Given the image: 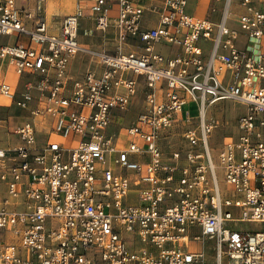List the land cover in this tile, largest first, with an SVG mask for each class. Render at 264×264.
Segmentation results:
<instances>
[{
    "label": "built area",
    "instance_id": "built-area-1",
    "mask_svg": "<svg viewBox=\"0 0 264 264\" xmlns=\"http://www.w3.org/2000/svg\"><path fill=\"white\" fill-rule=\"evenodd\" d=\"M44 1L0 0V61L24 78L0 72V96L25 112L0 146V264H204L205 239L214 264H264V0H91L100 50L77 6L50 32ZM81 51L99 72L69 74ZM224 99L242 112L215 150Z\"/></svg>",
    "mask_w": 264,
    "mask_h": 264
},
{
    "label": "rangeland",
    "instance_id": "rangeland-1",
    "mask_svg": "<svg viewBox=\"0 0 264 264\" xmlns=\"http://www.w3.org/2000/svg\"><path fill=\"white\" fill-rule=\"evenodd\" d=\"M61 0H45L44 1V13L46 16V20L48 23V30L52 33L58 32V25L60 20L68 15L72 14L76 11V4L69 3L64 0V2H60ZM63 1V0H62ZM28 5L30 8L34 9L37 0H28ZM85 12V11H84ZM203 12V11H201ZM86 13V12H85ZM208 14V13H207ZM117 15L115 10H110L109 16L114 17ZM19 40H24V37L20 36ZM85 48H90L87 45H83ZM75 57L77 58L76 65L77 67L82 66V68L86 71H100V63L99 59L93 56L88 52H78ZM0 70H4V77L7 81L16 85V88H22L24 78L18 76L13 67L8 63L7 60L0 61ZM21 86V87H20ZM10 99L5 96H0V146H7L12 143L14 140V136L10 132L12 128V124L14 121L19 118V115L24 114V111L16 108L14 105L10 103ZM242 104L233 99H224L218 101L214 104L213 116L218 122V125L215 127L212 136V146L214 149H218L225 140H228L231 136L236 135V120L239 114L242 112L241 109ZM78 110V108L76 107ZM186 109L191 111V113H196V104L191 102L186 105ZM39 117V116H38ZM44 127V128H43ZM39 128H43L44 130H49V124L45 123L39 126ZM47 133H39V138L41 141H44L47 138ZM133 199V198H132ZM243 227H253L254 225L248 222L241 223ZM205 247V262L204 264H214V253L212 249V241L205 239L203 242ZM202 264V263H196Z\"/></svg>",
    "mask_w": 264,
    "mask_h": 264
},
{
    "label": "crops",
    "instance_id": "crops-1",
    "mask_svg": "<svg viewBox=\"0 0 264 264\" xmlns=\"http://www.w3.org/2000/svg\"><path fill=\"white\" fill-rule=\"evenodd\" d=\"M64 2V0L60 1ZM66 2L69 3H75L77 6V9L80 11V18H79V34H78V40L80 44L87 45L93 50H100L103 46L106 44V37L110 34H103L100 31L95 29V22L94 20L90 17V4L91 0H66ZM144 4H147L150 2V0H142ZM210 5L209 0H191L189 6H188V11L192 12L194 14L198 15H207L208 13V8ZM86 13H85V12ZM203 11V12H201ZM212 18H216L217 16L215 14L210 15ZM143 25L146 27L149 26H155L158 21V14L150 12L149 10H146L143 16ZM22 37V36H21ZM15 37L12 36L11 39H14ZM18 41L22 42H28L27 38L24 37V40H19ZM159 50L163 52L166 55H172V49L169 46H161L159 47ZM76 55V54H75ZM75 55L70 59L69 62V74L72 77H76L79 74L86 72L80 65V67H77L76 62L77 58ZM4 74V70H0ZM141 84L138 88V92L136 95L131 99L130 107L128 109L127 115L124 116L123 121L125 123H128L131 121L137 114L139 108L138 105L141 102L142 95H143V89H145ZM21 87V86H20ZM20 90V88H18ZM242 109V106H241Z\"/></svg>",
    "mask_w": 264,
    "mask_h": 264
}]
</instances>
